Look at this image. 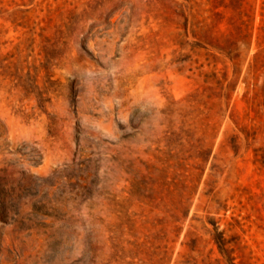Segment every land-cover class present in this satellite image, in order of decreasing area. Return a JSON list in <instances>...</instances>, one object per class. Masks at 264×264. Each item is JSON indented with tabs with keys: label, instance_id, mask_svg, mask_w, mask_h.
Segmentation results:
<instances>
[{
	"label": "rangeland",
	"instance_id": "rangeland-1",
	"mask_svg": "<svg viewBox=\"0 0 264 264\" xmlns=\"http://www.w3.org/2000/svg\"><path fill=\"white\" fill-rule=\"evenodd\" d=\"M0 264H264V0H0Z\"/></svg>",
	"mask_w": 264,
	"mask_h": 264
}]
</instances>
